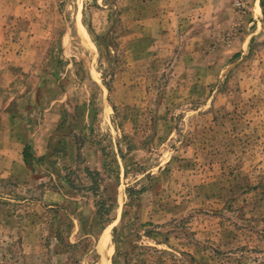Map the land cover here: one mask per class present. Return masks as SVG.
Segmentation results:
<instances>
[{
	"label": "rangeland",
	"instance_id": "obj_1",
	"mask_svg": "<svg viewBox=\"0 0 264 264\" xmlns=\"http://www.w3.org/2000/svg\"><path fill=\"white\" fill-rule=\"evenodd\" d=\"M0 264H264V0H0Z\"/></svg>",
	"mask_w": 264,
	"mask_h": 264
},
{
	"label": "trees",
	"instance_id": "obj_2",
	"mask_svg": "<svg viewBox=\"0 0 264 264\" xmlns=\"http://www.w3.org/2000/svg\"><path fill=\"white\" fill-rule=\"evenodd\" d=\"M30 149H31L30 146H27V147L25 148V153H24V154H25V161H26L27 163H29V157H30V155H31V154H30V153H31V152H30Z\"/></svg>",
	"mask_w": 264,
	"mask_h": 264
}]
</instances>
